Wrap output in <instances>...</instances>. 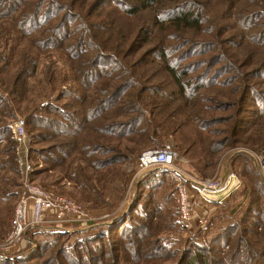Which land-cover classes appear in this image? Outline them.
I'll list each match as a JSON object with an SVG mask.
<instances>
[{"label":"rangeland","instance_id":"374dc122","mask_svg":"<svg viewBox=\"0 0 264 264\" xmlns=\"http://www.w3.org/2000/svg\"><path fill=\"white\" fill-rule=\"evenodd\" d=\"M97 1L85 9L94 13L88 33L70 18L61 30L53 20L55 34L51 22L22 34L0 10V58L18 50L9 73L15 85L0 73V264H113L112 246L116 264H189L199 252L208 264H264V180L252 155L264 152V47L254 40L255 29L264 37V15L257 28L247 18L264 0H201L205 25L219 32L195 38L192 50L183 47L188 40L157 31L156 42L179 50L169 60L189 64L193 85L185 91L148 56L152 49L129 46L127 35L151 27V10L130 16L118 9L121 0L100 10ZM229 23L242 38L225 32ZM48 35L55 43L44 44ZM234 41L244 44L233 48ZM166 144L179 154L174 170L141 171L142 152ZM176 170L213 181L235 173L242 184L190 230L178 218ZM26 183L82 205L91 228L34 230L12 248L6 238ZM131 210L126 224L100 238ZM132 235L139 247L126 246Z\"/></svg>","mask_w":264,"mask_h":264},{"label":"trees","instance_id":"16d2710c","mask_svg":"<svg viewBox=\"0 0 264 264\" xmlns=\"http://www.w3.org/2000/svg\"><path fill=\"white\" fill-rule=\"evenodd\" d=\"M107 1L108 0H98L97 6H100H95V9L98 8L97 10H100L101 7L105 6ZM229 1L232 2V5L237 4L238 6H241V4H243L239 3L243 0ZM253 1L257 2V0ZM119 6L120 8L118 9L120 10V12H123L130 16L141 14L146 10H151L154 19V21L151 23V27H143L135 35H127L126 38L130 42L129 46L133 44L136 45L137 43L139 44L140 42H142V44L144 45L141 47H144L146 51L149 49H152L153 51L149 53L148 56L150 54V56H156L164 63L166 70L169 72V76L172 78L175 84L178 85V87L184 89L185 91L186 89H188V86H192L193 79H185L187 72H185L184 69L188 68L189 64L180 67V65H178L174 60H169L170 55L179 52L176 45H173V41L165 43L163 39H161L156 42L155 37L157 36V31H171L173 38L177 37L178 40H188L186 41V43L184 42L183 47L185 48L187 46V48L190 49L192 45L196 44L197 46V44L200 43H195V38H207V36H215L219 32L217 26H215L214 24L208 26L205 25V17L203 15L205 11L203 2L201 0H121ZM23 7H26L25 11H27V9H30L29 12H26L25 15H23V13L21 15H19V13H16L17 9H21ZM87 7L88 0H0V10H2L1 14L6 18H10L11 21H13L14 24H16V26L19 28L18 32L22 34L33 32V30H37L39 26L41 27L42 24H48L50 22V25L53 24L52 29H54L56 28V26H54L55 23L53 22V20H56L57 27L59 28V30H61V28H65L66 23L70 18H73L76 21H81L83 30L88 33L91 27L89 26L86 19L87 16H94V13L90 15L86 14L85 9ZM258 9V11H254L247 16L248 20H254V28H257V22H259V20H261V17L264 15V2H262V5ZM52 29V34H55V29ZM239 30V27H237V25L233 23L225 25V32H235L236 36L242 38L243 35ZM254 33L255 43L264 47V37H259L260 31L255 29ZM10 34L12 33L9 30L8 36ZM15 34L16 33H14V35ZM48 36L43 38L44 44H47L49 41L50 44L53 42L55 43L56 39H52L50 36ZM45 39L47 40L45 41ZM243 44L244 43H241L235 46L236 43L234 41V43H230V46L232 45L233 48H240ZM196 46H192L191 50ZM17 51V48L13 47V49L11 50V55L7 57L5 55L4 58H0V73L6 75V82L9 79L10 82L14 85L15 81H12V77L10 76L11 74L9 73L11 72V68H13L14 66L13 60L17 54ZM174 58H176V56ZM21 71L23 72V75L27 74L26 64L21 66ZM20 75H22L21 72L19 73V76ZM202 130H204L203 127L199 126V131L201 132ZM132 211L133 210L127 213L120 221L115 222V224L109 226L107 225L108 228L102 232L103 236L99 235L100 238L108 235L110 233L109 230L114 231L117 225L118 228H120L122 223L123 225L126 224L127 221H129L128 219L130 218ZM131 231L132 233H134V230ZM132 238L133 235L132 237L128 238L130 240V243L126 246L130 247L131 244H133V246L139 247V244L136 243ZM158 244L159 243L151 242L149 244V247L150 249H157ZM113 248L114 247L112 246V249L110 250L108 256H110V258L112 259L113 264H116L120 255L118 250H113ZM201 257L202 255L200 252L194 255V257L192 254L189 257L188 262L189 264H195V262L198 260L202 264H208V261H205L203 259L199 260Z\"/></svg>","mask_w":264,"mask_h":264},{"label":"built area","instance_id":"2783aa9c","mask_svg":"<svg viewBox=\"0 0 264 264\" xmlns=\"http://www.w3.org/2000/svg\"><path fill=\"white\" fill-rule=\"evenodd\" d=\"M15 131L24 133L21 122L15 124ZM259 171L264 180V152H253ZM178 151L171 144L151 148L142 152L138 160L141 171L148 172L152 168L174 170L178 159ZM178 171V170H176ZM178 185L175 190L176 207L179 221L187 227L195 223L196 227L207 222L204 216L196 215L198 201L214 204L215 201L225 200L242 181L235 173L228 174L217 181L202 180L197 177L188 178L178 171ZM92 220L82 205L73 200L37 185L26 183L16 206L12 230L6 238L7 244L14 247L25 246L28 235L34 230L42 232H64L73 227L81 231L90 229L88 221ZM98 224V223H97ZM194 226V227H195Z\"/></svg>","mask_w":264,"mask_h":264},{"label":"crops","instance_id":"0c3cea01","mask_svg":"<svg viewBox=\"0 0 264 264\" xmlns=\"http://www.w3.org/2000/svg\"><path fill=\"white\" fill-rule=\"evenodd\" d=\"M212 205L213 204L198 201V203L196 204V215L206 216L205 214L207 213L212 214L215 210ZM194 226H195V223H192L191 225H188V228H190V230H193L196 228V226L195 227Z\"/></svg>","mask_w":264,"mask_h":264}]
</instances>
